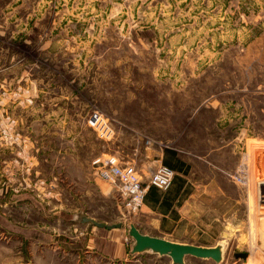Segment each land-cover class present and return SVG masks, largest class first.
I'll return each instance as SVG.
<instances>
[{"label": "rangeland", "instance_id": "1", "mask_svg": "<svg viewBox=\"0 0 264 264\" xmlns=\"http://www.w3.org/2000/svg\"><path fill=\"white\" fill-rule=\"evenodd\" d=\"M158 145L186 171L158 238L221 252L181 264H264V0H0V264H109L57 234L74 213L125 225L113 264H174L131 253L134 215L96 173L111 157L151 174Z\"/></svg>", "mask_w": 264, "mask_h": 264}, {"label": "crops", "instance_id": "2", "mask_svg": "<svg viewBox=\"0 0 264 264\" xmlns=\"http://www.w3.org/2000/svg\"><path fill=\"white\" fill-rule=\"evenodd\" d=\"M150 149H151V153H149V156H146L145 158H147V160H149V161L152 160L153 164H162L163 165V160L166 157L165 150L175 151L177 153L178 159H180L183 162V159L180 158L178 151L174 148L158 145V146L152 147ZM140 161L141 160H139L138 162H140ZM138 173L141 175V178L143 181H147L150 177V174L144 175V174H141L140 172H138ZM112 190H114V192H115V194L112 193V200H114L116 195L119 196L117 186H114L113 189L109 188V190H107V192L111 193ZM160 202H161V199L159 200V202L157 204H154V203H151L150 199L147 198V201L144 202V205L140 209V212L131 218V220H130L131 224L130 223L129 224L135 226L136 229H138V231L141 234L152 236V237H158L157 236L158 233H161V234L168 233V230H166V225H168V224H174V225L176 224L177 225L181 221V219L177 217L179 212H180V211H178L180 209V207L177 208L175 206L176 202L178 203V201H175V202H173V204L169 210L162 211L159 208ZM176 211L178 213H176ZM77 214L78 213H74L73 215H70L71 216L70 220H73V221L70 225L71 228L69 227V231L67 228H65L64 230H56L57 234H70L69 236H71V237L69 239L71 240V242L69 243V247H68L69 251L71 249V246H74L71 249V251L72 252L74 251L75 254H77L78 256H79V253H77V251L78 250L83 251V253L86 254L88 257L90 256L94 260L101 258V260L103 259V260L109 262V264H113L114 261H116V260L119 261V260H122L123 258H125L126 246H125L124 242H125V238L127 236L126 230H125V225L119 229H112V230L97 228L90 223L84 222L82 217L80 220L74 222V217L78 216ZM85 216H86V218L93 219L98 223H104V224L110 225V223L107 221L98 220L97 218H94L93 216H90L87 214ZM32 229L34 231H36L34 229V227H32ZM37 229L42 230V229H46V228H45V226H41V227H38ZM45 235L47 236V238H50V240H51V238H52L51 233H46V234H44V236ZM57 236H59V235H57ZM30 237H32L31 234H30ZM44 240H45L44 237L42 240L39 239V237L37 239L30 238V248L32 247V249H30V250L35 251L36 243L39 244L38 248H41V250L43 252L50 250V251H53V253H55L56 250L59 249L58 247H56L54 245V243H51L49 245H48V243H45V244H43V246H41V244H42L41 241H44ZM77 242H79L80 247H76L78 244ZM36 250H38V249H36ZM74 252H73V254H74ZM65 253H66V255H68V251L67 252L65 251ZM39 254H41V253H39ZM40 256L41 255H39V257ZM80 259L81 258H79V257L77 258L76 264H88L87 259L84 260L85 262L79 261ZM33 261L37 262L36 260H33ZM40 262H41V260H40ZM90 263L92 264V261H90Z\"/></svg>", "mask_w": 264, "mask_h": 264}, {"label": "built area", "instance_id": "3", "mask_svg": "<svg viewBox=\"0 0 264 264\" xmlns=\"http://www.w3.org/2000/svg\"><path fill=\"white\" fill-rule=\"evenodd\" d=\"M88 125L96 132L99 139L110 140L112 138L113 133L99 112H94L90 116ZM96 173L101 181L117 186L121 206L127 216L140 212L150 187L165 191L170 187L176 175L169 167L159 165L150 174L149 179L143 181L134 165L117 161L111 157L100 160Z\"/></svg>", "mask_w": 264, "mask_h": 264}, {"label": "water", "instance_id": "4", "mask_svg": "<svg viewBox=\"0 0 264 264\" xmlns=\"http://www.w3.org/2000/svg\"><path fill=\"white\" fill-rule=\"evenodd\" d=\"M83 221L90 223L97 228L106 230L121 228V224L107 225L104 223H98L95 220L86 217L83 218ZM129 236L134 242L131 253L135 255L145 251H151L159 254L160 256L168 257L174 264H181L184 259L189 257L202 260L209 259L216 263L221 260V252L217 248L178 244L162 238L144 235L141 234L133 225L129 227Z\"/></svg>", "mask_w": 264, "mask_h": 264}, {"label": "trees", "instance_id": "5", "mask_svg": "<svg viewBox=\"0 0 264 264\" xmlns=\"http://www.w3.org/2000/svg\"><path fill=\"white\" fill-rule=\"evenodd\" d=\"M166 157L163 160V165L172 169L176 175L172 181V184L165 191H161L155 187H150L145 195L144 202L147 201V198L150 199L151 203L157 204L159 203V208L162 211H167L172 206L173 202L178 201V204L184 197L182 192V186L184 184V180L179 177L177 174H186L184 170L185 164L177 157V153L172 150H165ZM178 182V183H177ZM176 183V187L173 186ZM186 194V193H185ZM196 259V258H193Z\"/></svg>", "mask_w": 264, "mask_h": 264}]
</instances>
